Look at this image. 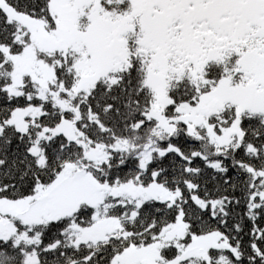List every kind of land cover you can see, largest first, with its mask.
<instances>
[{
	"label": "snow or ice",
	"instance_id": "obj_1",
	"mask_svg": "<svg viewBox=\"0 0 264 264\" xmlns=\"http://www.w3.org/2000/svg\"><path fill=\"white\" fill-rule=\"evenodd\" d=\"M0 264H264V0H0Z\"/></svg>",
	"mask_w": 264,
	"mask_h": 264
}]
</instances>
